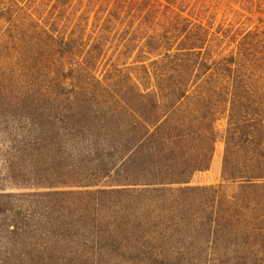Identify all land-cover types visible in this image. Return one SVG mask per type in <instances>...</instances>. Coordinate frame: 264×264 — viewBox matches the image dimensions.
<instances>
[{
  "label": "trees",
  "instance_id": "16d2710c",
  "mask_svg": "<svg viewBox=\"0 0 264 264\" xmlns=\"http://www.w3.org/2000/svg\"><path fill=\"white\" fill-rule=\"evenodd\" d=\"M203 7L0 1V264H264V28Z\"/></svg>",
  "mask_w": 264,
  "mask_h": 264
},
{
  "label": "rangeland",
  "instance_id": "374dc122",
  "mask_svg": "<svg viewBox=\"0 0 264 264\" xmlns=\"http://www.w3.org/2000/svg\"><path fill=\"white\" fill-rule=\"evenodd\" d=\"M203 8L206 10V13L209 15L210 19L212 18L214 20L216 25L222 22L223 25H232L234 27L240 26L253 28L259 26L260 28H264V0H204ZM225 125L226 117L223 115L217 121L218 129L223 131ZM222 153L223 142L218 141L209 167L205 170L195 172L190 178L188 184H222L223 189H225L227 192H233L235 190L234 185H227L221 181L220 173ZM96 188L97 187H73L71 189L75 191H91ZM104 250L105 252L96 254V257H94L95 264H159L149 261L144 262L140 259H137L135 256H133L134 253L127 249L111 247L110 249ZM73 262H75L74 264H78V262L73 259L70 260L69 264H72Z\"/></svg>",
  "mask_w": 264,
  "mask_h": 264
}]
</instances>
